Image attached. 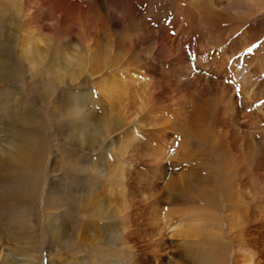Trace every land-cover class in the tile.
Returning a JSON list of instances; mask_svg holds the SVG:
<instances>
[{
    "label": "rangeland",
    "instance_id": "rangeland-1",
    "mask_svg": "<svg viewBox=\"0 0 264 264\" xmlns=\"http://www.w3.org/2000/svg\"><path fill=\"white\" fill-rule=\"evenodd\" d=\"M62 1L52 15L40 0H24L32 22L24 14L17 31L6 22L0 48L9 68L0 91L50 116L47 168L86 155L95 169H127L128 182L113 191L100 179L92 188L93 173L85 174L81 192H104L112 204L126 199L129 208L91 221L90 233H110L116 221L128 237L114 249L129 246L130 264H264V8L242 0ZM34 49L42 50L38 59ZM76 95L106 129L92 151L64 135L73 121L63 109ZM148 110L155 125L141 124ZM36 242L0 228V255L17 264L38 255L39 264L127 263L104 262L95 248L87 254L85 243L75 251L43 243L37 255Z\"/></svg>",
    "mask_w": 264,
    "mask_h": 264
},
{
    "label": "bare ground",
    "instance_id": "bare-ground-1",
    "mask_svg": "<svg viewBox=\"0 0 264 264\" xmlns=\"http://www.w3.org/2000/svg\"><path fill=\"white\" fill-rule=\"evenodd\" d=\"M221 1L222 0H210V3L220 4ZM242 1L247 2L248 4L251 3V5L254 4L256 7H258V9L264 8V3L262 0ZM62 3V0H40V8L48 9L50 6L52 10L50 13L53 15L55 12H57V8L62 7ZM23 4L24 0H0V35L2 38L5 39V37H8L9 35L7 30L4 29L7 23H11L12 25L10 26H13V29L17 31L20 26L26 25V23H23L24 21L22 22V17H24V14L27 16L26 19L31 21L29 13L26 12L27 9L22 6ZM206 8L208 9V7ZM9 30L10 29H8V31ZM2 38H0V40ZM1 43L0 46L4 47V43L2 41ZM2 47L0 48V81H3V79L7 78L8 75L5 74V71H8L7 69L9 68L8 55L6 54L7 51L2 50ZM37 50H35V52H37L35 53V59L37 58V55L39 53L41 55L42 52V50L41 52ZM19 56L20 55L17 57ZM12 58L14 59L13 56ZM20 58L21 57H19V59ZM29 58L31 59L32 57L29 56ZM29 58L28 62L32 63V60L30 61ZM40 61H42V59ZM12 62L14 61L12 60ZM34 65L32 64L30 67H35ZM19 69L21 70V68ZM44 71H46L48 74L49 68L48 70ZM54 84H57L55 79L54 82L48 81V88L50 90L55 89ZM82 98L84 99L85 97L81 96L80 99V97L76 95L71 101H67L65 103V108L63 111L65 113L68 112L67 117H71L73 123H67L70 128L68 127V130L64 133V135L68 137V140L72 141L71 143L73 145L79 146L81 150L88 149L92 151L96 147L97 143L99 144V140L102 138L101 136H103L105 132L104 130L106 129H104L103 125H101L99 122H94V116H92L90 112L87 114L84 108L85 104L81 103V101H83ZM20 102V100H17L16 102L10 101L6 92L0 91V125L2 124L3 126L2 130H0V228L10 230L11 234L16 236V240L17 238L25 240L28 238L31 241L37 240L36 243L39 244L35 250L37 255L39 248L41 247L40 245L43 243H47L49 248L52 246H58L62 250L73 251L80 249V245L85 243L87 246V254L89 253L91 255V248H95V253L97 252L100 255L99 259L104 262H107L109 259H113L117 256H122L125 261H127L126 264H130V252L127 250L130 249L129 246H125L127 248H124L125 253H123V249H114V245H116V243H122L123 236L125 238L126 235V239L128 237L127 231L123 233L121 231L119 233V229L114 228V225L117 223L116 221L109 223L110 227H108L109 224L107 225V228H109L111 231L110 233H107L105 230L102 232V234L100 233L101 231H97V233L92 234L90 232L93 231H90L89 229V226L92 223L91 221H99L97 219L102 217L113 218V216H118L119 212H127L129 210V208H125L128 207L127 200L118 199L119 205L118 203L112 204L113 200L110 199L104 192L99 191L95 193V190H93L91 194L81 192V187L84 188L83 184L86 181L84 179L85 174L93 173L94 179H90L91 184H93L92 188L97 187L96 185L100 183V180L103 181V183L104 181H112L113 185H110L113 186V191V188L116 190L118 186V184H115V182L120 180L123 184L128 182L126 179H124V171L127 169L123 168L124 166L121 168L120 166H115L112 163H101L95 169L92 166L86 165V163L90 160L89 157H86V155L76 158L67 157L68 159L61 162L55 159L52 162V168H47L49 155L51 154L50 146L48 145L47 141L48 132L51 129V122L49 120L50 116H48L47 113H37V109H35L33 106H29L26 100H23L22 104H20ZM149 111L150 110L145 112L143 119L140 120L141 124L145 123L147 126L155 125V123L153 124L151 122L152 116L151 112ZM75 118L78 119L75 120ZM84 118L87 121L84 120ZM116 122L118 123L119 121L116 120ZM128 133L129 131L126 132V135ZM105 137L106 136H104V138ZM73 141L75 142L73 143ZM229 166L230 164H228V167ZM52 170L60 172L63 176L60 177L58 181L55 180L53 177H51ZM128 175H130V172ZM45 186L47 189L46 192L43 193V188ZM42 197H44L45 200V216L43 220L39 211L37 210V208H39L38 199ZM115 205L116 207H113ZM69 212L73 213L72 215L70 214L72 218L70 223L66 216ZM114 212L115 214L112 216L111 213ZM59 213L63 214L60 215ZM80 213L83 215H80ZM80 216H84L86 222L83 220L80 221ZM38 232H41V234H38ZM97 242L98 244L96 246ZM103 243L108 245L105 249H102L100 246ZM29 249H31V247ZM34 249L32 248V250ZM0 253L2 252L0 251ZM9 256V254L0 255V264H17V261H15V259L10 260ZM39 260L40 259L38 255V258L35 261L36 263L28 259L25 261L23 260L24 262H18V264H39ZM77 261L80 264V259ZM94 261L95 260L91 261V259L86 258L85 264H93ZM61 263L62 261L58 262V264ZM122 264H125V262Z\"/></svg>",
    "mask_w": 264,
    "mask_h": 264
},
{
    "label": "snow or ice",
    "instance_id": "snow-or-ice-1",
    "mask_svg": "<svg viewBox=\"0 0 264 264\" xmlns=\"http://www.w3.org/2000/svg\"><path fill=\"white\" fill-rule=\"evenodd\" d=\"M247 51H248V52H251V51H252V48L247 49Z\"/></svg>",
    "mask_w": 264,
    "mask_h": 264
}]
</instances>
